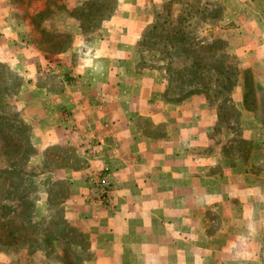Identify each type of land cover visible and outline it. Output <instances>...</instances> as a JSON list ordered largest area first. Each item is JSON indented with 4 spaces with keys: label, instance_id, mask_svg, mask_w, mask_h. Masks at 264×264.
Wrapping results in <instances>:
<instances>
[{
    "label": "crops",
    "instance_id": "crops-1",
    "mask_svg": "<svg viewBox=\"0 0 264 264\" xmlns=\"http://www.w3.org/2000/svg\"><path fill=\"white\" fill-rule=\"evenodd\" d=\"M89 1L0 0V60L26 78L20 101L34 145L72 146L82 162L56 171L68 184L64 221L78 233L67 249L82 264H264V0H216L227 25L218 36L239 72L232 142L246 151L233 158L229 134L213 139L214 108L190 116L163 98L157 69L138 67L146 7L169 0H112L110 15L98 9L100 27L84 30L74 11ZM38 16L69 45L37 46ZM98 175L112 184L108 204L96 199ZM38 256L30 264H69L63 252ZM9 260L0 253V264Z\"/></svg>",
    "mask_w": 264,
    "mask_h": 264
},
{
    "label": "rangeland",
    "instance_id": "rangeland-1",
    "mask_svg": "<svg viewBox=\"0 0 264 264\" xmlns=\"http://www.w3.org/2000/svg\"><path fill=\"white\" fill-rule=\"evenodd\" d=\"M191 1L194 0H169L154 5L153 9L150 5L146 7L149 9L148 13L153 14L152 21L156 15L160 16V21L168 17L174 28L170 31L167 26L168 33L164 39L166 48L163 49L155 42V39L160 38L158 29L145 34L152 21L144 27L141 34L143 38L140 37L138 42V67L143 69L147 68L145 66H153L157 69L166 86L163 98L174 104H184L190 116L199 117L202 107L214 108L219 118L212 132L213 139L221 142L229 134L230 147L224 150L230 153L231 158L240 156L246 148L236 147L232 142L239 135V114L230 115V102L235 105L240 99L239 85L230 83L234 74L230 68V78L229 73L224 71L222 58L216 61L211 59L226 47V40L218 36L220 28L227 26L218 23L222 16L221 3L216 0H198L197 3H192V10L205 7V14L216 17L211 20L205 15V18L193 22L187 29L191 36L188 39L190 44L179 45L178 36L171 35L175 32L177 15ZM115 6L112 0L102 1L101 4L99 0H90L87 5L75 10L74 14L82 17L81 25L84 30L95 29L101 25L98 9L101 8V12L110 15ZM54 7L62 10L60 2L50 3L48 9L51 15ZM34 22L40 32L34 41L47 52L53 47H65L71 42L68 35L60 34L54 28V21L46 25L53 27L52 29L43 26L46 24L43 17L38 16ZM210 22L214 27L218 25L219 29L209 32L207 41L210 40L209 36L219 39L223 41L222 48L219 50L218 44H215L201 52L210 60H198L194 51L200 49L194 42L201 35V28ZM183 48L190 51H184ZM230 63L234 67L235 58L230 57ZM16 70L18 69L0 60V253L10 256L8 264H30L31 258L38 254V257L54 261L62 253V249H65L63 257L69 264H82V260L67 249V239H76L78 236V233L70 231L64 221L62 203L67 195L68 184L56 179V171L80 167L82 162L72 146L51 145L40 151L34 145L33 132L25 118L24 102L20 101L26 78ZM236 75H239L238 71ZM215 90H219L220 94H214ZM206 117L210 119V113ZM258 168L259 166L252 165L250 170ZM102 180L109 182L102 175H98L94 181L98 202H101V188L98 184ZM109 185L111 200L113 188L111 183ZM208 219L212 225L217 220L214 215L208 216Z\"/></svg>",
    "mask_w": 264,
    "mask_h": 264
},
{
    "label": "trees",
    "instance_id": "trees-1",
    "mask_svg": "<svg viewBox=\"0 0 264 264\" xmlns=\"http://www.w3.org/2000/svg\"><path fill=\"white\" fill-rule=\"evenodd\" d=\"M198 0H194L191 2H187L186 3V8H184L181 13H179L177 15V18L175 20V32H173L171 35H177L178 38V43H180L179 45L189 43L188 39L191 37L188 34V28L191 27V25H193V22L198 20V19H203L205 18V15H208L211 20L212 18L214 19L216 16H214L213 14H205L207 12V8L202 7V8H198L196 10H192V3H197ZM214 16V17H213ZM159 15H156L155 18L153 19L152 23L146 28L145 30V34L146 32L151 33V31L153 30H157L160 34V38L155 39V42H157L161 48L165 49L166 48V44L165 42V34H167L168 32L167 30V26L170 27V31L171 29L174 28V26L172 25L171 21H169L168 17L166 19H163L160 21L161 18H159ZM160 21V23L158 24V22ZM213 22V21H211ZM206 23V25L204 27L201 28V35L198 36L196 39L197 41L194 42V45H196L200 50L194 51V49L192 51H194L196 53V58H198V60L200 58H204V61L206 60H210L209 57L207 59L206 55H203L201 52H203L205 49L209 48V47H214L215 44H218V49L220 50L222 48V43L223 41L219 40V39H214L212 36H209L210 40L207 41L206 36L209 34L210 32V28L212 27L213 23ZM145 37V36H144ZM143 38V35L142 37ZM142 40V39H141ZM184 42V43H183ZM165 44V45H164ZM176 45V43H173ZM171 44V45H173ZM184 51H190L187 48H183ZM230 57L234 58V56L228 55L227 53H225L224 51H221V53L219 52V55L217 54L215 57H212L211 59H213V61L219 60L220 58H222L224 60V71L228 72L231 78V73H230V68L232 69L231 72H233V79L231 80L230 83L236 84V78H237V71H238V67H237V62L235 59V65L234 67L232 66V64L230 63ZM197 63V62H196ZM195 63V64H196ZM147 68H154L153 66H145ZM233 67V68H232ZM249 74L246 73V81H245V85H244V98H246V95H251V93L253 92L252 89V85L250 83H247V79L249 80ZM220 94L219 90H215L214 94ZM224 101V100H222ZM245 102V101H244ZM239 114L238 113V109L236 108V106L230 102V115H236ZM70 231L72 233L76 232L74 231V229H70ZM63 252V256L65 254V249H62ZM64 258V257H63ZM64 262H68L67 260H65L64 258Z\"/></svg>",
    "mask_w": 264,
    "mask_h": 264
},
{
    "label": "built area",
    "instance_id": "built-area-1",
    "mask_svg": "<svg viewBox=\"0 0 264 264\" xmlns=\"http://www.w3.org/2000/svg\"><path fill=\"white\" fill-rule=\"evenodd\" d=\"M110 183L106 180L100 181L98 186L101 188L99 199L101 202L108 203L110 200Z\"/></svg>",
    "mask_w": 264,
    "mask_h": 264
}]
</instances>
